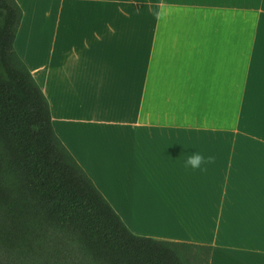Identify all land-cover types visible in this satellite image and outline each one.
Here are the masks:
<instances>
[{"label":"crops","instance_id":"crops-1","mask_svg":"<svg viewBox=\"0 0 264 264\" xmlns=\"http://www.w3.org/2000/svg\"><path fill=\"white\" fill-rule=\"evenodd\" d=\"M16 2L54 132L129 231L264 264V0Z\"/></svg>","mask_w":264,"mask_h":264},{"label":"trees","instance_id":"trees-1","mask_svg":"<svg viewBox=\"0 0 264 264\" xmlns=\"http://www.w3.org/2000/svg\"><path fill=\"white\" fill-rule=\"evenodd\" d=\"M0 0V264H210L211 247L132 234L54 132Z\"/></svg>","mask_w":264,"mask_h":264},{"label":"clouds","instance_id":"clouds-1","mask_svg":"<svg viewBox=\"0 0 264 264\" xmlns=\"http://www.w3.org/2000/svg\"><path fill=\"white\" fill-rule=\"evenodd\" d=\"M215 160V156L209 155L205 157L199 151H195L186 156L184 166L186 168L199 169L201 172L206 173L208 171L207 165L214 164Z\"/></svg>","mask_w":264,"mask_h":264}]
</instances>
